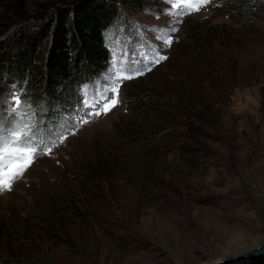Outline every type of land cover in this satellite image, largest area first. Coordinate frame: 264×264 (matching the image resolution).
Masks as SVG:
<instances>
[{"label":"rangeland","instance_id":"rangeland-1","mask_svg":"<svg viewBox=\"0 0 264 264\" xmlns=\"http://www.w3.org/2000/svg\"><path fill=\"white\" fill-rule=\"evenodd\" d=\"M50 1L24 0L21 13L31 16ZM241 1L117 0L130 33H105L106 71L72 91L65 86L43 106L9 87L0 100V135L24 129L36 134L38 152L53 140L56 146L0 193V252L41 264H220L264 244V9L237 12L235 21L227 10ZM4 8L0 1V25L19 18ZM221 31L212 43L211 33ZM159 55L167 59L152 65ZM120 71L144 74L122 81L109 112L90 116L113 98ZM194 84L207 106L192 128L203 124V132L175 125V109L163 122L147 109L137 113L127 96L132 86L158 92L178 85L189 93ZM13 94L21 100L17 115L10 114ZM138 124L143 135H127ZM98 160L114 175L95 189L84 175ZM59 218L66 228L58 229ZM245 256L223 264H264V254Z\"/></svg>","mask_w":264,"mask_h":264},{"label":"trees","instance_id":"trees-1","mask_svg":"<svg viewBox=\"0 0 264 264\" xmlns=\"http://www.w3.org/2000/svg\"><path fill=\"white\" fill-rule=\"evenodd\" d=\"M0 1H3L5 11L17 9L19 12L18 19L14 16V20L9 18L0 25V37L6 34L9 27L10 32L13 29L5 41L4 38L0 39L1 101L6 97L9 87H20L22 92L29 94L31 104L42 106L45 99L57 97L59 95L57 92L63 90L65 86L72 91L82 81L99 75L108 68L111 53L105 41L107 30L111 28L119 34L130 33L127 23L121 20L117 0H51L31 16L21 13L24 0ZM132 1L137 3V0ZM229 6L228 17L238 20L237 12L241 14L247 9L254 12L264 9V0H242L237 5ZM5 17L3 15V20ZM223 31L232 32L231 29ZM223 31L219 34L211 33L213 35L211 42L214 43L216 38H221ZM189 80L184 86L189 84ZM198 89V85H195L192 92L188 93L184 88L175 85L165 86L162 90L154 92L137 90L132 86L128 89L127 96L132 99L131 103H134L132 109L136 108L137 113L147 109V113L153 115V119L163 122L167 119L164 112L169 108L175 109L177 116L172 118L176 120L175 125L184 128L186 126L188 133H191L192 129L203 132V124L192 128L195 121H202L200 109L207 106L203 101H197ZM187 93L194 96L189 103L183 99ZM196 104L200 106L197 107ZM189 120L191 122H188ZM139 127L140 124L137 126L138 129L133 131L129 128L127 135L132 134L136 137L143 135L139 133ZM163 136L155 135L159 139ZM189 138L192 139L186 136V140ZM104 162L98 160L96 164L89 166L90 173L84 175L85 181L93 184L95 189L102 188L101 183L107 185L108 179L114 175ZM122 169L125 171V168ZM56 221L59 230L66 228L61 218ZM7 254L0 252V264H41L19 260Z\"/></svg>","mask_w":264,"mask_h":264},{"label":"snow or ice","instance_id":"snow-or-ice-1","mask_svg":"<svg viewBox=\"0 0 264 264\" xmlns=\"http://www.w3.org/2000/svg\"><path fill=\"white\" fill-rule=\"evenodd\" d=\"M208 0H203V4H207ZM202 5H188L189 9L194 8L199 10ZM179 7V5H175ZM172 38L169 37L164 40V43L167 45L172 44ZM167 56L159 55L152 59L150 63L156 65L166 60ZM134 66V65H133ZM151 70V67L148 68ZM143 71L127 74L123 71L117 72L114 74L113 80L110 85V91L113 93V98L108 100L103 104L102 108L94 112L89 113V115H101L109 112L113 107L119 102V91L122 85V81L125 79H134L138 76L143 75ZM107 99V97H104ZM11 99L13 104L10 106L13 110L17 109L21 100L19 95L13 94ZM98 102V101H97ZM86 107H95V105L89 101L83 102ZM6 107H8L6 105ZM15 118V117H14ZM87 119H83L80 123H87ZM72 134H75L74 132ZM35 133L32 136H29L28 132H25L24 129L20 131H14L11 133V138L6 139L3 135H0V193L2 192H11L13 190V185L18 178H22L24 172L31 167L35 162L38 155H51L53 147L56 146L55 140H53L50 146L46 147V150L42 153L38 152L39 145L34 144L32 141L35 139ZM51 135H55L54 133ZM67 137H61L60 142H63V139Z\"/></svg>","mask_w":264,"mask_h":264},{"label":"bare ground","instance_id":"bare-ground-1","mask_svg":"<svg viewBox=\"0 0 264 264\" xmlns=\"http://www.w3.org/2000/svg\"><path fill=\"white\" fill-rule=\"evenodd\" d=\"M257 249V248H256ZM256 249L254 250H252L251 248H249L248 250H243L242 252H240L239 254H233V255H229L228 257H226L225 259H223V261H221V263L220 264H223L224 262L225 263H228V261L230 260V259H232V258H234V256H238V255H246L245 257V259H253V258H255V257H257V256H259V255H262V254H258L257 252H256ZM248 254V255H247ZM248 261V260H247Z\"/></svg>","mask_w":264,"mask_h":264},{"label":"water","instance_id":"water-1","mask_svg":"<svg viewBox=\"0 0 264 264\" xmlns=\"http://www.w3.org/2000/svg\"><path fill=\"white\" fill-rule=\"evenodd\" d=\"M256 252L258 254H264V244L261 245V246H258L257 249H256Z\"/></svg>","mask_w":264,"mask_h":264}]
</instances>
